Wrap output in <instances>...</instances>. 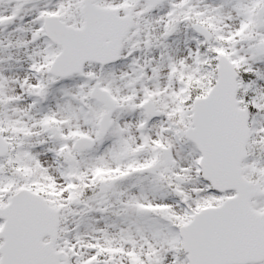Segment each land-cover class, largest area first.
I'll return each instance as SVG.
<instances>
[{"label": "snow or ice", "instance_id": "1", "mask_svg": "<svg viewBox=\"0 0 264 264\" xmlns=\"http://www.w3.org/2000/svg\"><path fill=\"white\" fill-rule=\"evenodd\" d=\"M0 264H264V0H0Z\"/></svg>", "mask_w": 264, "mask_h": 264}]
</instances>
